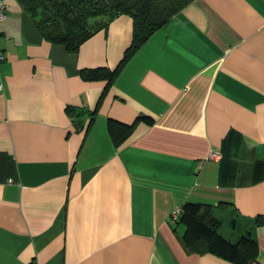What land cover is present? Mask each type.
I'll use <instances>...</instances> for the list:
<instances>
[{
    "label": "crops",
    "instance_id": "1",
    "mask_svg": "<svg viewBox=\"0 0 264 264\" xmlns=\"http://www.w3.org/2000/svg\"><path fill=\"white\" fill-rule=\"evenodd\" d=\"M6 6L0 264H235L185 248L174 213L194 203L232 242L253 230L264 264V0H193L109 87L82 70L120 64L130 15L74 52Z\"/></svg>",
    "mask_w": 264,
    "mask_h": 264
},
{
    "label": "trees",
    "instance_id": "2",
    "mask_svg": "<svg viewBox=\"0 0 264 264\" xmlns=\"http://www.w3.org/2000/svg\"><path fill=\"white\" fill-rule=\"evenodd\" d=\"M193 0H21L42 36L77 52L97 32L108 27L120 14L133 18V40L115 69L99 67L83 69L86 80H105L109 87L118 73L150 36ZM70 112L77 109L68 107ZM77 115V114H76ZM185 227L180 233L185 248L191 252L212 253L235 264H253L257 259L258 242L253 230L234 242L221 234L222 219L214 207L185 204L176 219ZM259 217L256 225L262 224Z\"/></svg>",
    "mask_w": 264,
    "mask_h": 264
},
{
    "label": "built area",
    "instance_id": "3",
    "mask_svg": "<svg viewBox=\"0 0 264 264\" xmlns=\"http://www.w3.org/2000/svg\"><path fill=\"white\" fill-rule=\"evenodd\" d=\"M7 0H0V21H3L7 17V6H6ZM5 58L4 54L0 51V62ZM0 90H1V84H0ZM222 154L220 151H212L209 155V158L212 159H221ZM180 210L175 211L174 218L178 219Z\"/></svg>",
    "mask_w": 264,
    "mask_h": 264
},
{
    "label": "rangeland",
    "instance_id": "4",
    "mask_svg": "<svg viewBox=\"0 0 264 264\" xmlns=\"http://www.w3.org/2000/svg\"><path fill=\"white\" fill-rule=\"evenodd\" d=\"M220 214H221V213H220ZM224 215L228 217L229 213H228V214H227V213H224ZM219 230L222 231V232H224V233L228 232V231H229V226H228V224H227V223H224V224L220 227Z\"/></svg>",
    "mask_w": 264,
    "mask_h": 264
}]
</instances>
